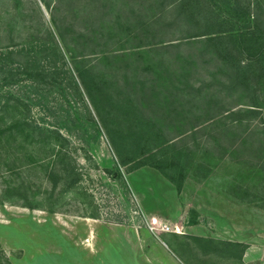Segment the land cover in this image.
I'll list each match as a JSON object with an SVG mask.
<instances>
[{
	"label": "rangeland",
	"instance_id": "obj_1",
	"mask_svg": "<svg viewBox=\"0 0 264 264\" xmlns=\"http://www.w3.org/2000/svg\"><path fill=\"white\" fill-rule=\"evenodd\" d=\"M258 1L264 21V0ZM36 2L51 27L49 11ZM171 3L74 0L73 25L80 26L84 15L93 24L100 18L99 35L85 37L89 38L82 49L84 57L78 58L80 67L91 68L88 89L74 73L71 53L60 47V52H48L53 62L47 72L53 81H25L9 88L29 104L30 115L39 124L69 139L68 161H74L80 177L72 185L70 179L59 178L47 184L43 171L37 170L31 181L38 206L34 209L23 205L22 193L2 194L0 179V264H176L177 258L183 264H238L244 246L217 237L213 245L201 243L182 234L178 213L163 220L173 232L157 225L149 229L150 222L159 221L154 217L160 216L149 215L145 208L165 210L158 196L169 191L157 180L167 179L149 167L129 172L133 163H119L108 132H135L138 143L132 139L121 151L135 161L158 163L181 181V192L193 206L216 210L200 215L201 220L211 221L212 233H225L231 222L234 232L224 236L231 240L243 237L255 242L264 235L263 129L257 118H248L245 112L255 98L264 103V78L257 94L254 88L244 90L221 60L192 44L194 33L189 34L183 22L174 23L176 14L169 9L166 19L152 28L144 25ZM5 8L0 0V12ZM77 10H83L80 16ZM116 18L121 21L114 23L113 30L100 27V21ZM77 30L69 29L75 46L81 45L72 41ZM150 34V42L171 39L175 47L149 46ZM112 54L119 58L103 59ZM102 74L111 84L107 94L97 91L104 90ZM229 110L245 115L236 122ZM261 111L263 115L264 108ZM101 116L106 120L101 122ZM171 163L178 165L176 171ZM227 205L236 211L235 206L243 205L248 213L224 215ZM187 218L194 221L196 215ZM255 254L259 257L260 250Z\"/></svg>",
	"mask_w": 264,
	"mask_h": 264
},
{
	"label": "trees",
	"instance_id": "obj_2",
	"mask_svg": "<svg viewBox=\"0 0 264 264\" xmlns=\"http://www.w3.org/2000/svg\"><path fill=\"white\" fill-rule=\"evenodd\" d=\"M2 1L6 4L5 10L0 12V179L4 184L2 194L22 193L25 195L23 205L34 209L38 206L34 204L35 188L31 182L33 173L42 170L47 184L59 178L61 181L70 179L71 185L78 182L80 174L73 164L74 161L71 159V163L68 161L66 147L70 144L69 139L59 130L39 124L30 115L29 104L12 93L9 88L25 81L43 84L53 81L47 72L53 62L48 58V52L55 53L54 51L57 52L60 47L71 53L74 73L79 82L88 89L86 77L90 75L91 68L80 67L78 58L84 57L82 49L87 45L89 38L85 37L91 34L99 35V29L96 27L100 18L97 20L95 18V25L87 15H84L85 17L80 19V26H76L72 22L75 20L73 14L75 4L71 8L74 0H39V3H44L43 7L47 12L49 11L51 24L49 27L36 0H25L26 3L23 0ZM170 6L157 11L144 25L150 29L163 18L166 19L164 15L167 9L175 12L173 22H183L186 25V31L189 34L194 33L190 38L193 41L192 44H200L207 53H212L210 55L222 61V64L231 71L234 80L240 83L244 90L254 88L253 91L257 94L260 78H264V21L260 19L259 12L262 8L259 1L172 0ZM64 9H66L65 12ZM75 12L77 16H80L83 10ZM120 21L118 18L102 20L100 27L106 26L113 30L114 23ZM89 24L91 26H88ZM72 27L78 28L74 32L72 41L81 42V45L75 46L70 43L69 29ZM87 27L90 28L87 30ZM151 36L152 34L148 36V41ZM134 37L139 39L138 36ZM173 41L175 40L158 39L154 43L149 41V46L156 45L159 50H167L175 47ZM96 43L100 46L99 42ZM78 47L81 50H77ZM112 55L105 56L103 59L119 58L115 56L117 54ZM107 77V74L100 75L101 87L104 90L101 88L99 90L98 87L99 94L109 93L111 84ZM126 86L130 89L129 85L126 84ZM234 86L231 85V87ZM91 94L89 91V97ZM257 99L259 98L253 99L245 112L248 118L258 119L257 123L262 126L264 136V118L261 111L264 103L256 102ZM96 111L100 113L99 108H96ZM229 112L233 119L237 117V120H234L236 122L241 121L245 115L241 117L234 110ZM105 120L106 118L101 116V122ZM108 133L119 163L121 165L133 163L129 172L141 167L153 168L172 183L178 193L181 192V181H177L158 163H150L144 159L135 161L132 156L121 151L131 143L132 139L138 143L140 137L135 132ZM262 144L264 145V138ZM177 167V164L171 163L170 168L176 171ZM58 175L60 177H56ZM191 222L195 223V221ZM193 239L201 243L208 241L212 245L215 242L214 239L206 240L198 237ZM226 245L232 244L226 243ZM241 260L240 258L239 263Z\"/></svg>",
	"mask_w": 264,
	"mask_h": 264
},
{
	"label": "crops",
	"instance_id": "obj_3",
	"mask_svg": "<svg viewBox=\"0 0 264 264\" xmlns=\"http://www.w3.org/2000/svg\"><path fill=\"white\" fill-rule=\"evenodd\" d=\"M263 118H264V113H263ZM138 170L141 171L142 169H138ZM138 170H135L133 173H138ZM161 179L162 180H157L158 183L162 182L164 185V188H166L169 191L166 196H164L162 192L158 196L159 197L158 199L162 202V204H166L165 210L155 209V208L153 209L145 208V210L149 212L148 213L149 215L152 214V215L160 216V218H157L154 216L153 217L154 219H159V221L168 225V223L164 222L163 220L170 221V216H173L178 213V215H180L179 221H181V223H179L178 226L179 228L182 229V234H188L190 236H194L198 238H209V239H216L217 237L218 239L219 238L226 239V241L238 243L246 248L243 253V257H241L242 259L241 263L238 262V264H264V256H263L264 249L262 248L264 247V235L261 236L260 238H255V242L245 240V238L243 237L239 238L238 240H231L229 238L224 237L225 235H229L231 232H234V230H232L233 225L231 224V222H227L230 228L227 226L228 229L226 230L225 233L223 232V234H219V235L212 233L211 228H210V226L212 225L211 221L201 220L200 215L202 213L205 214V212L214 213L217 211L207 206L204 207V205L200 206L199 204H197L196 206H193L195 204L191 203L192 199L190 197H188L186 194H183L182 192L178 193L175 186L172 183H170L169 181L165 179L163 180V178ZM145 183L147 182L144 180L143 184ZM262 190H264V188H262ZM242 206L243 205H239L237 207L235 206V208L238 209L236 211L232 206L230 207L229 205H227L224 207L223 214L232 215V214L248 213V211L245 208L242 209ZM260 208L262 210V207ZM241 210H245V211L242 212ZM190 213H193L196 215V219L194 220L195 223H192L187 218L190 215ZM223 221H227V220L224 219ZM214 229H215V225H214ZM258 249L260 250V254H261V255L259 254V257L255 254V253H258L259 251ZM180 262H182V260H179L177 258L176 264H180Z\"/></svg>",
	"mask_w": 264,
	"mask_h": 264
},
{
	"label": "built area",
	"instance_id": "obj_4",
	"mask_svg": "<svg viewBox=\"0 0 264 264\" xmlns=\"http://www.w3.org/2000/svg\"><path fill=\"white\" fill-rule=\"evenodd\" d=\"M155 221H156V220H155ZM155 225L161 227V230H163L164 232H170V233H171V232L174 231V229H172L170 226H168V225H166V224H164V223H162V222H160V221H156V224H155V222H150V227H149V229H150V230L155 229V228H156ZM176 232H178V227H177V231H176ZM180 264H183V263L180 262Z\"/></svg>",
	"mask_w": 264,
	"mask_h": 264
}]
</instances>
